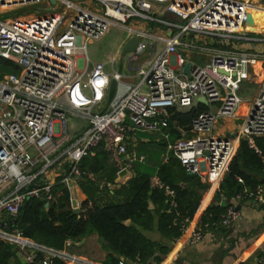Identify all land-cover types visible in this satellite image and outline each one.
I'll return each mask as SVG.
<instances>
[{
  "label": "built area",
  "instance_id": "built-area-1",
  "mask_svg": "<svg viewBox=\"0 0 264 264\" xmlns=\"http://www.w3.org/2000/svg\"><path fill=\"white\" fill-rule=\"evenodd\" d=\"M54 1L0 0V16L43 5L40 14L0 18V58L18 67V73L0 79V241L14 246L25 264H39L40 255L46 257L41 264L54 260L101 264L67 247L57 250L27 238L10 220L15 221L31 199L54 203L62 196L47 178L56 163L68 164L69 172L61 183L70 190L74 180L86 179L98 183L100 189L114 191L117 183L99 181L80 168L81 161L93 157L103 145L118 173L131 170L137 160L128 151L131 135L163 132L169 127L173 110L189 111L202 104L201 98L206 99L208 109L193 120L190 130H179L181 137L168 143L166 161L175 156L188 174L210 186L223 182L242 140L258 152L255 139L264 138V76L254 100L248 102L238 132L218 136L216 128L221 120L238 119L247 103L240 89L261 68L264 55L213 50L207 64L192 65L190 75L183 74L188 63L183 53L199 50L183 38L236 39L245 33L255 0ZM156 8L159 11L155 12ZM167 14L173 18H164ZM141 20L163 25L171 36L152 37ZM116 26H127L129 40L139 39L128 65L123 62L121 74L120 56L108 63H93L88 55V46ZM160 42L165 44L162 54L155 49ZM150 50L159 55L146 66L140 56ZM129 76L136 79L134 83L126 81ZM113 80L117 90L107 105ZM69 117L85 120L83 136L72 139ZM165 139L170 140V135ZM64 145L67 147L57 152ZM49 147L58 153L56 161L46 152ZM139 160L144 161V157ZM150 186L176 206V191L158 175L151 178ZM236 200L264 206L260 187L256 192L244 189ZM70 202L73 210L81 209L71 195ZM238 218V210L229 207L219 223L198 226L191 243H200L205 230L229 228ZM190 223L189 219L180 223L183 234ZM134 264L141 263L137 260ZM258 264H264V259Z\"/></svg>",
  "mask_w": 264,
  "mask_h": 264
},
{
  "label": "trees",
  "instance_id": "trees-1",
  "mask_svg": "<svg viewBox=\"0 0 264 264\" xmlns=\"http://www.w3.org/2000/svg\"><path fill=\"white\" fill-rule=\"evenodd\" d=\"M152 24L163 28V25ZM12 73H18L17 65L0 58V79ZM207 109L199 104L184 113L171 112V122L164 131L171 134L172 142L176 141L181 135L175 127L190 130L193 120ZM166 141L158 144L167 147ZM255 142L258 152L251 148L247 140L241 141L240 156L233 159L216 195L217 200L224 196L236 199L244 189L256 192L261 186V179L264 178V138H256ZM139 157H144V161L134 162L131 168L134 177L126 185L114 191L104 189L109 198L107 204L101 203L98 184L84 179L81 180V187L88 199L82 204L84 212L75 214L71 207L70 190L60 179L56 190L61 189L62 196L56 202L31 199L24 204L15 221L10 222L25 237L57 250L65 248L68 241L79 243L96 233L107 253L106 264H119L123 257L126 258L125 264H134L137 260L141 264H149L152 259L156 264H161L162 259L156 254L166 255L168 249L147 239L141 230L152 231L157 219L158 230L165 238L179 239L183 235L180 223L194 219L208 185L198 178L191 179L173 155L169 156L167 162L156 161L154 155L153 158L147 155ZM80 168L93 173L99 181L117 183L118 169L111 163L103 145L93 157L83 159ZM155 174L176 191L175 207L170 205L161 191L151 188L150 181ZM150 204L153 209H150ZM229 207L210 206L201 218V227L219 223ZM127 221H130L128 226L125 225ZM17 254L14 246L0 241V264H21ZM38 260L41 264L46 257L40 255ZM52 264L63 263L54 260Z\"/></svg>",
  "mask_w": 264,
  "mask_h": 264
},
{
  "label": "crops",
  "instance_id": "crops-1",
  "mask_svg": "<svg viewBox=\"0 0 264 264\" xmlns=\"http://www.w3.org/2000/svg\"><path fill=\"white\" fill-rule=\"evenodd\" d=\"M263 29L264 27H262V31L260 30V33H264ZM246 34L247 33H243L238 36L236 35V39H229L228 41L213 38H197L193 35H187L185 38H183V40L187 43H193V45H196L199 50H187L183 54L187 56L188 63H191L192 65L207 64L210 61L211 52L213 50L254 53L259 54L260 56L264 55V40L261 39V36ZM170 36L171 33L166 32V29L163 28L161 37L169 38ZM244 37H249L250 40H246V38ZM129 38L130 36L127 35L126 42L123 44V48L128 43ZM229 42H231L232 44L230 45ZM164 49L165 44L163 50L158 53L162 54ZM202 49L207 50L201 52ZM151 51L152 50L141 54L140 62L142 64L148 66L150 60L152 58H156L159 55L157 53L151 55ZM180 52H182V49H180ZM129 56L130 53H128L123 59L125 65H128ZM119 59L121 60V54ZM138 65L139 64L135 63V66ZM256 74L259 78L260 84L264 76V63H262L261 68L258 67L256 69ZM135 80V78H131L130 76L126 78V81L129 83H134ZM174 111L178 112L177 110H173L172 113ZM244 111L245 108L242 109L240 115L238 116V119L229 120L226 123H223V126H221L222 123H219L216 128V135L229 136L230 134H236L238 132L237 130H239L241 126L240 123L236 122L239 121L242 124ZM175 129L179 132V130H181L182 128L175 127ZM76 133H78L77 130ZM160 134L165 137V135H167L168 133L163 131L158 133V135ZM137 141L138 140L134 137V134L131 135V139L128 146V151L130 152V155L134 154V151L132 149V142L134 143ZM59 151L60 150H58L57 152ZM46 152L51 153V157L54 159V161H56V159L59 157L58 153L53 150V147L47 148ZM238 154L239 151L237 153V156ZM162 162L167 161L164 159ZM68 172L69 166L67 163L64 162L56 163L53 167L48 170L47 178L55 183V191H61V189L56 190L58 181L66 177ZM227 173L228 171L225 173V176L227 175ZM221 184L222 183L210 186L208 185V188L203 195V198L200 202L194 219L191 221L189 227L179 239L170 240L165 238L158 230L157 219L155 220L154 229L152 231L141 230L147 239L154 243L161 244L162 246L168 249V253L166 255H161V253L156 254V257H161V264H258L259 260L264 259V206H261L254 201L236 199L231 200L225 196L220 197V199L217 200L216 195L220 191ZM260 188L264 195V178L261 179ZM99 191V196L102 198L101 203L107 204L109 202V198L106 197L105 190L100 189L99 187ZM70 195L74 197L77 203L80 204L82 211V204L87 201L88 197L82 190L81 181L74 180L73 186H71ZM99 196L97 195V197ZM213 204L225 208L227 206L236 208L239 212L238 220L229 228L217 226L215 228L207 229L204 231V239L200 243H191V236L193 232L198 226H201L200 222L202 216L205 214L207 209ZM83 212L84 211H82L81 214ZM66 247L71 251L73 250V253H76L81 257L91 259L101 264H106L107 253L103 250L100 238L96 233L91 234L89 237L79 243L68 241L66 243ZM18 258L21 262V257ZM127 264L131 263L127 262ZM149 264H156V262L154 261V259H152Z\"/></svg>",
  "mask_w": 264,
  "mask_h": 264
},
{
  "label": "rangeland",
  "instance_id": "rangeland-1",
  "mask_svg": "<svg viewBox=\"0 0 264 264\" xmlns=\"http://www.w3.org/2000/svg\"><path fill=\"white\" fill-rule=\"evenodd\" d=\"M42 8L43 5H40L36 8L25 9L11 14H4L1 15L0 18H14V17L22 16L24 14H31V13L40 14V10ZM156 11H159V9L156 8L155 12ZM250 12L254 25L252 26L247 25V28L244 29L243 31L245 33L246 32L253 33V35L256 36H260L259 34H261V39L264 40V33H260V30L262 31V27H264V0H255L254 6L253 8H251ZM164 18H173V16L167 14ZM140 24L146 29L147 33L152 37L162 36V29H163L162 27L153 26L152 23L145 22V20H141ZM127 26L113 27L111 31L103 39L91 43L88 46V55L90 57V60L93 63H98V62L108 63V61L117 59L118 56H120L121 54L123 44L126 42V38L128 35ZM229 44L231 45L232 43L229 42ZM163 48H164V44L160 42L155 49H157L158 52H161ZM151 55H153V50L151 51ZM260 84L257 74L256 75L252 74L250 79L245 84H243L242 88L240 89V94L242 99L245 102L253 101L259 90ZM248 107H249V103L245 104L244 108L246 109ZM226 122L227 121L223 122L222 120L219 121V123H222L221 126H223L224 125L223 123ZM231 123H235V122H231ZM236 123H240V125H242L241 122L239 121H237ZM76 130L78 131V133H76ZM85 130H86V126L84 119L69 117V133L72 139L83 136ZM232 135L235 134H230L229 136ZM134 137L138 140L137 142L134 143L132 142V146H133L132 149L134 151L133 155L135 157L139 155H147L153 158L152 156L154 155L156 161H163L168 156L167 147L163 146V144H158L159 142L166 141L165 137L162 136L161 134L158 135V133H143L141 131H138L134 134ZM166 142L169 143L170 140H167ZM65 147L67 146L64 145L59 152L61 153L65 149ZM71 252L74 251L72 250Z\"/></svg>",
  "mask_w": 264,
  "mask_h": 264
},
{
  "label": "water",
  "instance_id": "water-1",
  "mask_svg": "<svg viewBox=\"0 0 264 264\" xmlns=\"http://www.w3.org/2000/svg\"><path fill=\"white\" fill-rule=\"evenodd\" d=\"M51 2L55 3L54 0H51ZM247 25H251V26L254 25V22H253V19H252L251 16H249V18H248ZM138 44H139V39L137 37H133L124 46V48H123V50L121 52V63H120V68H119V73L120 74L122 73V69H123V59L125 58V56L128 53L134 52L137 49ZM191 68H192V64L188 63L185 66V68L183 69V74L189 76ZM116 90H117V82H116V80H113L111 82L110 89H109L107 105H109L110 102L112 101V99L114 98ZM199 102L202 103V104H205V105L207 104V101L204 98L199 99ZM238 156H240V153L238 154ZM139 158L140 157L137 156V159H139ZM188 176L191 179L196 178V176L192 175V174H188ZM133 177H134V173L131 170H128V169H125V170L121 171L120 173H118L117 188L120 189L122 186L126 185V183L130 179H132ZM73 205H75V203H73ZM48 207H49V204L46 205V208H48ZM150 209H153L152 204H150ZM81 212H82L81 209H76L74 211V213L77 214V215H80ZM125 225H127V226L130 225V221L125 222ZM20 255H21L20 253L17 254L18 257H20ZM122 260L126 261V258L123 257ZM21 264H25L24 261H21Z\"/></svg>",
  "mask_w": 264,
  "mask_h": 264
}]
</instances>
